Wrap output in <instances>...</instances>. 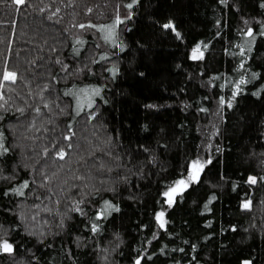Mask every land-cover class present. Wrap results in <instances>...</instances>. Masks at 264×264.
I'll use <instances>...</instances> for the list:
<instances>
[{"label":"trees","instance_id":"16d2710c","mask_svg":"<svg viewBox=\"0 0 264 264\" xmlns=\"http://www.w3.org/2000/svg\"><path fill=\"white\" fill-rule=\"evenodd\" d=\"M0 264H264V0H0Z\"/></svg>","mask_w":264,"mask_h":264},{"label":"rangeland","instance_id":"374dc122","mask_svg":"<svg viewBox=\"0 0 264 264\" xmlns=\"http://www.w3.org/2000/svg\"><path fill=\"white\" fill-rule=\"evenodd\" d=\"M22 2V0H15V3L17 5H20ZM198 56V52L193 54V58ZM5 80L9 81L12 79V74L7 73L5 75ZM82 101V100H80ZM84 102V101H83ZM203 170V165L200 162H194L193 164H191L190 169H189V175H188V179L186 181H182L180 183H178L173 189L175 188H186L189 185V181L191 180V173H195L197 175V177L201 174ZM167 195V194H166ZM245 207H247L248 205H244ZM159 219L161 220V216H159Z\"/></svg>","mask_w":264,"mask_h":264},{"label":"water","instance_id":"95a60500","mask_svg":"<svg viewBox=\"0 0 264 264\" xmlns=\"http://www.w3.org/2000/svg\"><path fill=\"white\" fill-rule=\"evenodd\" d=\"M198 179L197 175L195 173H191V181L192 182H196ZM185 188H175V189H172L170 190L167 195L165 196L166 198V203L167 204H173L175 198L177 196H179L183 191H184Z\"/></svg>","mask_w":264,"mask_h":264}]
</instances>
